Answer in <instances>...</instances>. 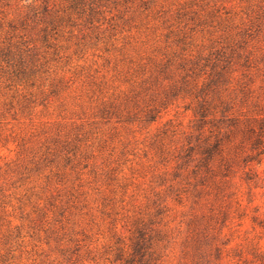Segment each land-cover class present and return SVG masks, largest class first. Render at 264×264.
Returning a JSON list of instances; mask_svg holds the SVG:
<instances>
[{
    "label": "rangeland",
    "instance_id": "rangeland-1",
    "mask_svg": "<svg viewBox=\"0 0 264 264\" xmlns=\"http://www.w3.org/2000/svg\"><path fill=\"white\" fill-rule=\"evenodd\" d=\"M0 264H264V0H0Z\"/></svg>",
    "mask_w": 264,
    "mask_h": 264
}]
</instances>
